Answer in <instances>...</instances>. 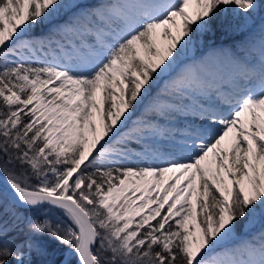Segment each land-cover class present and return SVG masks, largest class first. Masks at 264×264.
Returning a JSON list of instances; mask_svg holds the SVG:
<instances>
[{
  "label": "snow or ice",
  "instance_id": "6c2138e0",
  "mask_svg": "<svg viewBox=\"0 0 264 264\" xmlns=\"http://www.w3.org/2000/svg\"><path fill=\"white\" fill-rule=\"evenodd\" d=\"M262 4L0 0V264H53L33 260L49 254L45 237L78 264H264ZM221 13L247 35L175 71ZM239 220L249 235L237 236Z\"/></svg>",
  "mask_w": 264,
  "mask_h": 264
},
{
  "label": "rangeland",
  "instance_id": "374dc122",
  "mask_svg": "<svg viewBox=\"0 0 264 264\" xmlns=\"http://www.w3.org/2000/svg\"><path fill=\"white\" fill-rule=\"evenodd\" d=\"M194 10V6L193 9ZM260 16H264V4L261 5L260 11L256 17V21L259 22ZM224 18H227V21L230 22L232 28L235 29L236 35L234 36L233 39L226 43H215L213 41V36L215 31L213 29L200 33L197 40L189 47V49L182 53V55L177 59L176 64L174 65L175 71H179L180 68H182L186 64H192V63H198L200 61H206L209 60L210 57L213 56L214 53H218L221 50H231L234 48V46L241 41L245 35H247L246 32L242 31L240 27H238L239 21L232 17L230 14ZM60 18H56L52 21V23H42L33 26L32 28L29 29V31L26 33V38H43L48 35L49 31L51 30L53 24L59 23ZM157 43L161 46L165 43L159 36H157ZM212 63L211 61H209ZM220 67L217 68L215 64H213V69L220 72L221 74L226 73L228 71V68L226 66V63L223 59L220 60ZM168 80V76L165 75L164 77L158 79L157 83L154 84L148 91V93L145 94V100L140 103L133 116L130 118V120L127 122L128 125L131 124L132 120H135L137 117H139L143 112L145 105L149 102V100L154 97L164 86L165 82ZM186 103L188 101H185ZM94 119L97 122V129L99 134L102 129L99 127V117H94ZM160 123H167V121L163 120L162 118H158ZM185 122V119L183 117H176L174 121V125L179 127L182 123ZM122 131L124 129H121ZM89 137V143H91L92 140V133L89 131L87 133ZM231 136L225 139L224 141V146L228 147L231 142ZM211 158V157H210ZM225 178L227 179L229 185H231V179L227 177L225 174ZM193 201L195 202V198L193 197ZM6 221H8V218H5ZM240 227V228H239ZM257 228L259 227V224L256 226ZM236 234L238 237H243L246 235H249V229L246 227V221L245 220H239L237 222V227H236ZM252 231H255L253 229ZM76 254L72 252L69 248L64 250L63 254L61 255V259L58 264H74L76 261Z\"/></svg>",
  "mask_w": 264,
  "mask_h": 264
},
{
  "label": "trees",
  "instance_id": "16d2710c",
  "mask_svg": "<svg viewBox=\"0 0 264 264\" xmlns=\"http://www.w3.org/2000/svg\"><path fill=\"white\" fill-rule=\"evenodd\" d=\"M224 15L221 13L212 21L211 29L215 31L213 41L215 43H226L234 38L236 35L235 29L232 28L229 21H227V18L223 17ZM20 212L23 217H28L32 215H38V212H34L32 210L28 209H20ZM50 218L52 220L53 224H60L62 227L67 226L71 223V221L68 219L67 216H65L62 212L59 211H52L50 214ZM8 223L12 224L13 222L8 219ZM26 221H22L19 223L13 224V227L16 229L11 233L13 237H21L22 233L21 230L24 229ZM240 228V227H239ZM44 244L48 248V255L46 257H33L34 261H39L40 259L52 261L53 264H58L61 255L63 254L64 250H66L68 247L66 245H62L59 242L52 240L48 237L44 238Z\"/></svg>",
  "mask_w": 264,
  "mask_h": 264
},
{
  "label": "water",
  "instance_id": "95a60500",
  "mask_svg": "<svg viewBox=\"0 0 264 264\" xmlns=\"http://www.w3.org/2000/svg\"><path fill=\"white\" fill-rule=\"evenodd\" d=\"M74 264H78V258L76 257V261L74 262Z\"/></svg>",
  "mask_w": 264,
  "mask_h": 264
}]
</instances>
